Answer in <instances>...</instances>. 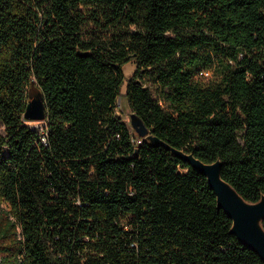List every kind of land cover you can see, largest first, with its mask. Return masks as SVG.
<instances>
[{"label":"trees","instance_id":"obj_1","mask_svg":"<svg viewBox=\"0 0 264 264\" xmlns=\"http://www.w3.org/2000/svg\"><path fill=\"white\" fill-rule=\"evenodd\" d=\"M32 78L42 127L22 117ZM119 97L169 145L221 160L247 201L264 194V0H0V264H264Z\"/></svg>","mask_w":264,"mask_h":264},{"label":"water","instance_id":"obj_2","mask_svg":"<svg viewBox=\"0 0 264 264\" xmlns=\"http://www.w3.org/2000/svg\"><path fill=\"white\" fill-rule=\"evenodd\" d=\"M79 54L84 56L88 53ZM22 117L24 121L32 123H40L46 119L45 99L34 78L29 82L27 103ZM130 126L145 143L151 147L168 150L175 157L189 163L207 179L209 187L215 194L217 209L223 210L231 220L229 233L254 251L264 263V194H261L257 201H247L222 177L221 160L204 162L190 152L169 145L154 135L135 112L130 113Z\"/></svg>","mask_w":264,"mask_h":264},{"label":"rangeland","instance_id":"obj_3","mask_svg":"<svg viewBox=\"0 0 264 264\" xmlns=\"http://www.w3.org/2000/svg\"><path fill=\"white\" fill-rule=\"evenodd\" d=\"M122 70L125 75V79L127 80L130 78L134 72H135V64L133 61H129L128 63L124 64L122 67ZM205 76V75H204ZM209 77V76H207ZM125 85H123L122 91H124ZM117 108H116V113L121 117V119L130 126V109L125 101L124 97H119L117 101ZM27 124L31 126H37L40 127L42 126V123H32V122H26Z\"/></svg>","mask_w":264,"mask_h":264},{"label":"built area","instance_id":"obj_4","mask_svg":"<svg viewBox=\"0 0 264 264\" xmlns=\"http://www.w3.org/2000/svg\"><path fill=\"white\" fill-rule=\"evenodd\" d=\"M200 74L203 75V76L205 75L204 77H207V76H210V71L209 70H203V71L200 72ZM40 123H42V126H43L45 122L43 121V122H40ZM42 126H40V127H42ZM41 140H42L43 144H46V137L42 136Z\"/></svg>","mask_w":264,"mask_h":264}]
</instances>
